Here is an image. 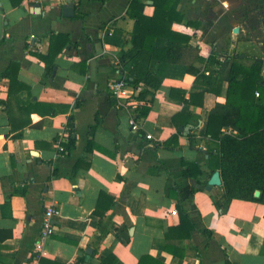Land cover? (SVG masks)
I'll use <instances>...</instances> for the list:
<instances>
[{"label": "crops", "instance_id": "1", "mask_svg": "<svg viewBox=\"0 0 264 264\" xmlns=\"http://www.w3.org/2000/svg\"><path fill=\"white\" fill-rule=\"evenodd\" d=\"M72 1L74 15L66 17L65 0H23L15 7L0 0V229L9 233L0 264H24L49 203L59 212L46 264L96 263L110 253L114 264H138L141 256L144 264H264V204L233 198L221 213L212 196L222 194V185L205 189L219 169L217 141L204 129L209 111L225 100L228 69L219 95L205 92V79L187 70L188 63L204 69L196 55L223 61L237 52L246 63L261 58L264 79V0H178L177 10L193 24L174 22L182 38L158 36L154 44L181 47L186 61L141 51L132 67L140 79L136 96L149 92L130 106L109 91L132 48L130 0ZM153 11L147 1L144 14ZM50 32L68 34L71 43L48 70L32 51H47ZM11 61L19 63L21 85L12 94L3 75ZM147 73L158 87L143 81ZM201 91L202 105L182 99ZM141 105L149 111L136 117ZM68 123L75 145L59 152L56 140ZM182 160L198 162L202 172L185 176ZM178 199L197 226L190 238L165 236L179 223Z\"/></svg>", "mask_w": 264, "mask_h": 264}, {"label": "trees", "instance_id": "2", "mask_svg": "<svg viewBox=\"0 0 264 264\" xmlns=\"http://www.w3.org/2000/svg\"><path fill=\"white\" fill-rule=\"evenodd\" d=\"M11 6H19L23 0H9ZM105 1V0H102ZM149 0H130L126 14L134 19V25L128 37L132 48L124 54L121 60L122 67L118 70L123 74L128 85L137 88L139 78L133 72V62L141 51H146L150 57L165 62H182L184 50L178 46L157 47L154 40L158 36L169 39L182 38L172 30L174 22L192 21L184 19L181 12L177 10L178 0H150L154 7L153 14L148 16L143 10ZM188 39V38H187ZM71 40L68 34L50 32L48 49L45 53L32 51L39 57L48 70L54 66L55 57L69 44ZM194 51L197 52L196 46ZM196 58L205 62L204 69H198L188 63L187 70L196 75L197 78L205 79L206 91L215 95L221 93L223 73L228 69L226 96L224 102H216L207 115L204 134L209 135L212 140L217 141L216 168L220 171L223 192L218 197L212 196L215 206L221 213H225L231 199L238 198L264 204V79L261 78L262 59L254 58L249 63L237 52H233L223 61H220L212 53L204 59ZM19 63L11 61L3 71V75L9 79V91L12 94L17 91ZM143 81L153 87L159 86V80L151 73L143 77ZM20 85V86H19ZM149 91L140 90L136 98L143 99ZM204 91L197 94L190 93L187 98L182 99L191 104H203ZM256 92L258 95L256 96ZM198 97L199 100L196 99ZM3 104L7 102L2 101ZM77 103V102H76ZM149 111L146 105L136 106L134 112L136 117H143ZM95 125H91V131ZM238 132L234 134L228 130ZM64 145L70 150L75 145L73 133L68 134V140ZM89 149V146H87ZM185 176H197L202 171L200 165L195 161L182 160ZM260 190L259 196H254V191ZM175 196L178 197L177 194ZM177 210L179 223L166 229L165 236L169 238L172 234L179 237L190 238L192 232L197 229L196 224L190 217L189 211L178 199ZM201 232L211 237L209 229ZM9 233L0 229V246ZM169 249V245H166ZM260 252L264 253V250ZM84 257H78V262H84ZM145 256L139 257L138 264L145 263ZM154 263V259L152 260ZM44 264L49 263L42 259ZM116 257L110 253L100 261L90 264H114Z\"/></svg>", "mask_w": 264, "mask_h": 264}, {"label": "built area", "instance_id": "3", "mask_svg": "<svg viewBox=\"0 0 264 264\" xmlns=\"http://www.w3.org/2000/svg\"><path fill=\"white\" fill-rule=\"evenodd\" d=\"M109 91L116 102H123L128 106L136 103L137 90L134 87L128 85L127 82L122 78L112 80L109 84ZM256 94L258 93L256 92ZM130 123L133 129L138 128V124L133 117L130 120ZM69 132L70 124L68 123L64 126L62 132L59 134L56 140L57 150L59 152H67L68 148L64 145V142H66ZM146 137L150 138L151 135L147 134ZM58 212L59 210L54 203H49L44 206L38 235L31 250L28 253L24 264H44L42 259L46 254V242L54 232L53 219L58 214Z\"/></svg>", "mask_w": 264, "mask_h": 264}, {"label": "water", "instance_id": "4", "mask_svg": "<svg viewBox=\"0 0 264 264\" xmlns=\"http://www.w3.org/2000/svg\"><path fill=\"white\" fill-rule=\"evenodd\" d=\"M66 4L62 8V14L66 17H71L74 15V2L72 0H65ZM152 1H148V3H151ZM222 184L220 172L218 170H215L210 178L207 181V184L205 186V189L210 191L213 187L220 186ZM260 194V190L256 189L254 191V196L257 197Z\"/></svg>", "mask_w": 264, "mask_h": 264}]
</instances>
